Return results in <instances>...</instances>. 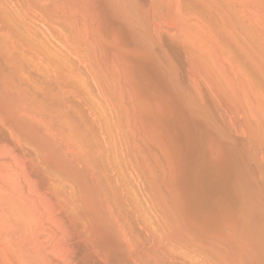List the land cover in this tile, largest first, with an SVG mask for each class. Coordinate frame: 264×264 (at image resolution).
<instances>
[{
  "label": "rangeland",
  "instance_id": "rangeland-1",
  "mask_svg": "<svg viewBox=\"0 0 264 264\" xmlns=\"http://www.w3.org/2000/svg\"><path fill=\"white\" fill-rule=\"evenodd\" d=\"M0 264H264V0H0Z\"/></svg>",
  "mask_w": 264,
  "mask_h": 264
}]
</instances>
